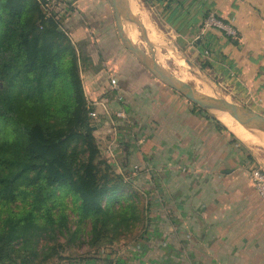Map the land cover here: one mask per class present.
<instances>
[{
	"label": "crops",
	"instance_id": "crops-1",
	"mask_svg": "<svg viewBox=\"0 0 264 264\" xmlns=\"http://www.w3.org/2000/svg\"><path fill=\"white\" fill-rule=\"evenodd\" d=\"M145 1L126 3L127 17L137 20L130 26L135 44L161 60L164 44L139 38L137 26L149 19L218 75L232 99L264 103V0ZM60 2L58 31L77 54L83 95L96 114L90 121L97 118L91 131L105 143L104 150L98 144L100 157L124 179L142 176L152 185L150 205L141 210L153 220L135 240L141 250L120 264H264V199L238 172L240 153L226 126H216L122 45L111 0ZM210 14L236 36L206 26Z\"/></svg>",
	"mask_w": 264,
	"mask_h": 264
},
{
	"label": "trees",
	"instance_id": "trees-1",
	"mask_svg": "<svg viewBox=\"0 0 264 264\" xmlns=\"http://www.w3.org/2000/svg\"><path fill=\"white\" fill-rule=\"evenodd\" d=\"M40 6L0 0V264L32 262L47 248L39 240L76 237L85 221L90 247L141 225L136 240L147 222L124 176L100 157L77 54L58 31L57 14L43 20Z\"/></svg>",
	"mask_w": 264,
	"mask_h": 264
},
{
	"label": "rangeland",
	"instance_id": "rangeland-1",
	"mask_svg": "<svg viewBox=\"0 0 264 264\" xmlns=\"http://www.w3.org/2000/svg\"><path fill=\"white\" fill-rule=\"evenodd\" d=\"M145 27L147 34L151 38L155 37L157 38L158 42H162L164 44V46L160 47L159 51L161 53L159 55V57L161 58L160 64L166 70L172 72L174 76L184 77L185 82H187L190 86L194 87L197 90L207 88V90L203 91H207V93H209V95L211 96L221 97L225 99L230 106L243 107L252 110L257 114H260L261 116H264V103H259L257 101L255 102L252 100L243 101V99L241 100V98L239 99L233 96L232 99L231 95H228V85L223 83L221 78L218 79V75H212V71L201 68V65L204 63L199 62L195 57L191 56L184 49H177V47L174 46L172 41L163 36L161 31L158 30L149 21V19L146 20ZM140 40L144 42L142 38H140ZM138 46L141 47V44L138 43ZM167 47H170L171 49L167 50ZM184 59L190 60L194 67L200 70V73H197L196 71V74H193L188 68V66L185 64ZM181 65L185 67V71L183 70ZM187 72L194 79L193 82L191 80L188 81L186 79L185 75H187ZM64 86L67 89L68 87L70 88L69 84L68 86ZM96 119L95 122H97ZM95 122L93 120L91 123ZM222 123L226 126V129H228V133L237 145L235 146L237 150L235 152L237 153L239 151L240 153L238 172L248 176L249 167H259L264 170V142L262 145L246 144V142H244L243 139L240 137V135L245 132H236L234 130H231L224 123L223 120ZM250 134L258 135L256 133ZM103 141L104 140L101 139L96 140L97 145L99 144L102 150L105 149V143L103 144ZM247 154H249L251 158H248ZM242 165H244V167H242ZM132 171H139V167H133ZM141 177L139 178V176H136L131 180L124 179V181L127 182L125 188L137 195L139 209H142L145 205H150V196L146 193V191L149 192V190L152 188V185L148 184V182H146V180ZM66 213L70 217V221L68 222L70 229L73 230L76 226L74 218V207H67ZM152 220V215H150V217H147V221ZM139 227L140 225H138L137 228H135L131 233H128L127 236L121 240H116L107 243L103 242L97 247H90L87 244L88 236L86 233L89 230V224L85 221L82 225L81 232L76 237H71L70 235L62 232H56L52 236V238L47 239L44 237L39 240V247L47 246V248L41 253H39L38 257L35 260L28 264H107L108 261H113V264H120V261L122 260V257L124 255H130L132 251L134 253L140 252L141 246L138 245L139 241L137 242L134 238L132 239V237L140 231ZM49 248L51 249L49 250ZM48 250L52 252L51 256H45L48 253ZM20 261L21 260L19 258L14 259L12 264H21Z\"/></svg>",
	"mask_w": 264,
	"mask_h": 264
},
{
	"label": "water",
	"instance_id": "water-1",
	"mask_svg": "<svg viewBox=\"0 0 264 264\" xmlns=\"http://www.w3.org/2000/svg\"><path fill=\"white\" fill-rule=\"evenodd\" d=\"M111 3L116 31L122 45L151 75L172 88L191 103L195 104L220 123H222L223 119H233L246 127L264 131V116L243 107L230 106L227 101L221 97L207 95L190 86L187 82H183L176 78L172 72L162 67L160 60L148 55L140 46L131 40L130 26L135 24L137 20L136 18L132 20L127 17V0H111ZM137 28L139 37L142 38L143 41L149 43L151 39L147 34L146 28L144 26H137ZM184 62L193 74L196 71L200 73V70L194 67L190 60L184 59Z\"/></svg>",
	"mask_w": 264,
	"mask_h": 264
},
{
	"label": "built area",
	"instance_id": "built-area-1",
	"mask_svg": "<svg viewBox=\"0 0 264 264\" xmlns=\"http://www.w3.org/2000/svg\"><path fill=\"white\" fill-rule=\"evenodd\" d=\"M40 2V9L42 13V19L47 20L53 15L57 14L58 9L60 8L61 2L60 0H39ZM206 26H213L218 28L220 31L223 32V34L227 37L234 38L236 36V30L228 23H224L221 20H218L216 17H214L212 14L208 15L204 21ZM41 24L39 25V28H41ZM109 84L111 87L116 86V78L114 76H109ZM118 99H121V97H118ZM87 108L88 104H87ZM122 111H119L117 114L122 115ZM95 112L89 111L88 116L90 118L95 117ZM135 167V166H134ZM249 176L250 179L259 193L260 197L264 199V170H262L259 167H249Z\"/></svg>",
	"mask_w": 264,
	"mask_h": 264
},
{
	"label": "bare ground",
	"instance_id": "bare-ground-1",
	"mask_svg": "<svg viewBox=\"0 0 264 264\" xmlns=\"http://www.w3.org/2000/svg\"><path fill=\"white\" fill-rule=\"evenodd\" d=\"M128 1V0H127ZM133 1V0H132ZM184 65V64H183ZM183 65H181V67L183 68V70L185 71V67H183ZM185 66V65H184ZM188 71V70H187ZM191 73V72H190ZM198 73V71H197ZM196 74V73H195ZM188 74L187 72V75H185L186 79L189 81L191 80L192 82L194 81V79ZM176 78L182 80L183 82H185V78L182 77V76H175ZM200 80V79H199ZM195 82H199V81H195ZM194 82V83H195ZM196 84V83H195ZM197 85V84H196ZM203 85V84H202ZM204 86V85H203ZM203 90H207V88H204V89H201L200 91L209 95V93L204 92ZM210 90V89H209ZM210 92V91H209ZM224 123L231 129V130H234L236 132H245V133H242L240 135V137L243 139L244 142H246V144H251V145H262L263 142H264V131H260V130H257V129H254V128H251V127H246L240 123H238L237 121H233V119H223ZM250 133H256L258 135H252ZM250 145V146H251Z\"/></svg>",
	"mask_w": 264,
	"mask_h": 264
}]
</instances>
